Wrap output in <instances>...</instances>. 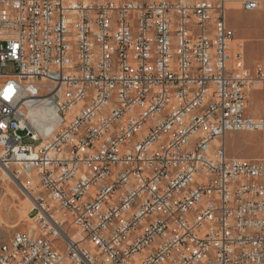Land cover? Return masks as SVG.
Segmentation results:
<instances>
[{"label": "built area", "instance_id": "1", "mask_svg": "<svg viewBox=\"0 0 264 264\" xmlns=\"http://www.w3.org/2000/svg\"><path fill=\"white\" fill-rule=\"evenodd\" d=\"M228 1L0 0V169L36 179L0 264H264V157L224 144L264 130L245 114L264 65Z\"/></svg>", "mask_w": 264, "mask_h": 264}, {"label": "rangeland", "instance_id": "2", "mask_svg": "<svg viewBox=\"0 0 264 264\" xmlns=\"http://www.w3.org/2000/svg\"><path fill=\"white\" fill-rule=\"evenodd\" d=\"M235 9L227 10V23L234 32V42L242 45L246 65L253 68L255 64L264 65V0L258 9L244 10L241 0H229L227 5ZM235 3V4H234ZM238 3V5H237ZM9 63L3 66V72H12ZM247 97L245 114L264 117V83L261 88L251 90ZM23 143L36 144L28 137ZM225 149L228 156L235 157H264V130L259 132H226L224 136ZM24 183L31 182L29 189H21L0 172V239H8L17 230L27 231L33 224L30 218H25V190L36 191L33 175L29 178L21 174L18 178ZM8 183V186L7 184ZM24 201V202H23ZM15 225V226H14Z\"/></svg>", "mask_w": 264, "mask_h": 264}, {"label": "bare ground", "instance_id": "3", "mask_svg": "<svg viewBox=\"0 0 264 264\" xmlns=\"http://www.w3.org/2000/svg\"><path fill=\"white\" fill-rule=\"evenodd\" d=\"M237 5H238V3H237ZM227 6H228L229 10L236 8L235 6L231 5V3L228 4ZM260 87L261 86H259L258 89ZM248 97L251 98V96H248ZM27 117L32 122L34 127L41 133L42 136L50 135L52 133V131L54 130V128L56 127V124H57L56 115L54 114L53 109L48 105H39V106H35V107L30 108V110L27 113ZM0 172L2 174H4L5 176H7V178L10 180V182L15 184L16 186L21 187V189L22 188L26 189L24 182L22 180L16 179L7 170L0 169ZM26 175L28 177L33 175V178H34V172H32V171L28 172V174H26ZM34 180H35V178H34ZM6 184L8 186V183H6ZM24 196H25V202H26L25 203V209L26 210L24 211V216H25V218H27V213L30 210V208L32 207L30 192L25 190Z\"/></svg>", "mask_w": 264, "mask_h": 264}, {"label": "crops", "instance_id": "4", "mask_svg": "<svg viewBox=\"0 0 264 264\" xmlns=\"http://www.w3.org/2000/svg\"><path fill=\"white\" fill-rule=\"evenodd\" d=\"M262 85H263V84H261L260 86L262 87ZM261 87H260V88H261ZM256 89H257V88H256ZM254 90H255V89H254ZM252 91H253V90H252ZM249 93H250V92H249ZM248 95H249V94H248Z\"/></svg>", "mask_w": 264, "mask_h": 264}]
</instances>
